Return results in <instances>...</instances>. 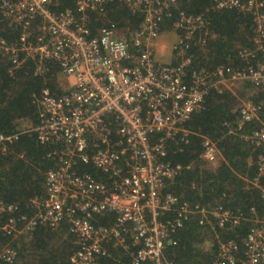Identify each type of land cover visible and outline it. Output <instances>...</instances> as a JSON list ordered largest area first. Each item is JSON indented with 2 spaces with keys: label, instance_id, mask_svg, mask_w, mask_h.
Returning a JSON list of instances; mask_svg holds the SVG:
<instances>
[{
  "label": "built area",
  "instance_id": "1",
  "mask_svg": "<svg viewBox=\"0 0 264 264\" xmlns=\"http://www.w3.org/2000/svg\"><path fill=\"white\" fill-rule=\"evenodd\" d=\"M114 1L141 14L138 26L128 37L119 33L114 22L92 34L88 12L101 14ZM56 3L0 0L3 19L20 29L13 42L0 36V55L7 58L8 73L31 60L34 74L42 75L51 61L71 80L63 94L34 100L42 117L21 133L54 145L48 154L54 166L44 172V196L29 199L31 216L15 217L17 206L0 200L3 234L23 233L39 225L55 229L67 223L77 243L67 264H98L110 241L129 251L130 264H174L165 258L164 249L175 244L173 234L191 214L212 231L238 226L240 216L222 205L191 204L167 190L182 166L163 159L164 142L201 108L210 87L222 90L237 81L264 87V55L258 56L264 40V0H214L216 9L252 15L255 45L240 51L242 66H219L214 71L189 70L191 45L207 35L208 21L202 14L178 11L172 25L173 59L163 62L156 57L162 21L179 0H74V7L57 10ZM237 111L240 125L258 119L264 99L259 103L244 99ZM18 134L0 131V146ZM247 140L264 145V128ZM202 146L203 161L216 164L215 145L205 138ZM80 163L106 174V180L80 171ZM258 165L263 174L264 153L258 155ZM108 212L115 214L111 224L92 222ZM241 242L240 255L234 240L219 241L211 264H264V219ZM16 255L14 247L0 244V262L12 263Z\"/></svg>",
  "mask_w": 264,
  "mask_h": 264
},
{
  "label": "trees",
  "instance_id": "2",
  "mask_svg": "<svg viewBox=\"0 0 264 264\" xmlns=\"http://www.w3.org/2000/svg\"><path fill=\"white\" fill-rule=\"evenodd\" d=\"M54 9L74 7V0H56ZM202 14L208 21L207 35L201 42L191 45L193 55L189 70L205 67L214 71L217 67H237L245 62L240 57L244 48L253 49L252 15L236 9H216L214 0H179L164 17L161 31L172 30L178 11ZM88 25L95 34L101 26L116 23L122 36H129L138 26L141 14L132 13L124 3L109 2L104 12H88ZM20 29L8 26L0 12V36L13 42ZM197 42V41H196ZM264 55L263 49L258 56ZM34 62L27 60L14 73H8L7 58L0 55V131L4 134L19 133L16 139L0 146V200L17 206L15 217H29L33 211L29 199L44 196V172L54 166L48 154L54 145L41 144L32 133H21L24 122L34 125L42 117L34 100L44 95L58 96L68 85L57 65L46 62L48 70L34 74ZM235 91L210 87L201 108L193 111L178 132L164 142V160L180 164L181 171L168 182L167 190L180 200L198 203L209 208L220 204L240 216L235 227L211 230L198 223L191 214L183 226L175 231V244H167L164 256L174 264H211L218 251L219 241L234 240L243 253L241 240L253 225L264 219V173L258 171V155L264 153V145H256L247 136L264 128V111L258 119L239 124L237 111L241 99L259 103L264 99V87H255L249 81H237ZM159 136V135H157ZM209 139L216 147L217 163L204 162L203 139ZM187 166H189L187 168ZM80 171L89 172L97 179L107 175L89 164L78 165ZM115 214L108 212L92 219L94 224L109 225ZM0 244H8L16 250L12 263L0 264H67L68 257L76 250V238L62 223L52 229L39 225L31 231L5 235L0 230ZM107 254L101 255L98 264H130L129 251L113 242L106 244ZM143 264H150L148 262Z\"/></svg>",
  "mask_w": 264,
  "mask_h": 264
},
{
  "label": "crops",
  "instance_id": "3",
  "mask_svg": "<svg viewBox=\"0 0 264 264\" xmlns=\"http://www.w3.org/2000/svg\"><path fill=\"white\" fill-rule=\"evenodd\" d=\"M166 38H164V35L160 37V40L157 42L158 48H159V55L157 53V59H163L166 61H172L173 57L171 55V46L172 44L169 43V41L173 40L174 36L172 34H168ZM171 44V45H170ZM163 51L164 53L162 54Z\"/></svg>",
  "mask_w": 264,
  "mask_h": 264
},
{
  "label": "rangeland",
  "instance_id": "4",
  "mask_svg": "<svg viewBox=\"0 0 264 264\" xmlns=\"http://www.w3.org/2000/svg\"><path fill=\"white\" fill-rule=\"evenodd\" d=\"M168 34H172V36H174V38H173V40L171 41H169V43H173L174 42V40H175V38H176V34H175V32L174 31H172V30H166V31H163L161 34H160V36H159V38H158V40H157V42L160 40V37L161 36H163L164 35V38H166L167 36H169ZM170 44V45H171ZM159 52V48H158V45L156 46V57H157V53ZM162 52V54L164 53L163 51H161ZM158 55H159V53H158ZM171 55H172V53H171ZM161 60V59H160ZM161 61H163V62H171V61H166V60H161ZM62 83H64V84H67V85H70L71 84V80H67V79H62ZM235 84H237L238 85V83H228L224 88H227V89H229V90H231V91H235ZM244 100V98L243 99H241L240 101H239V104L238 105H240V103H241V101H243ZM27 126H30L29 125V123H27V122H24V124H23V127H27Z\"/></svg>",
  "mask_w": 264,
  "mask_h": 264
}]
</instances>
